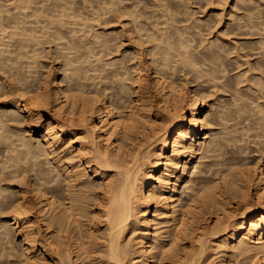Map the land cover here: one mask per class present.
I'll list each match as a JSON object with an SVG mask.
<instances>
[{
    "label": "bare ground",
    "instance_id": "6f19581e",
    "mask_svg": "<svg viewBox=\"0 0 264 264\" xmlns=\"http://www.w3.org/2000/svg\"><path fill=\"white\" fill-rule=\"evenodd\" d=\"M32 1L38 7H32ZM32 1L16 3L18 7L14 5L17 12L25 14L22 19L23 13L18 12L19 22L22 25L27 23L26 26L32 23L31 29L25 25L14 27L18 17H12L17 15L11 16V21L14 20L12 24L5 22L6 25H0H5V29L0 27V57L3 54L13 55L3 61L2 56L0 60L10 63H0V97H4V101H0V146L5 147L0 149L4 155L0 154L4 157L3 160L0 158V182L10 181L6 188L1 183L5 189L0 187V204L6 207L5 210L0 207V214L6 212L0 221V240L7 238L11 244V239H15V245L18 244L16 249L10 244V247H5L10 263L213 264L210 260L216 257L220 264H233L231 258L234 257L236 264H264L263 157L257 158L259 162H243L241 165L238 159L240 169L234 168L238 162L233 169L228 168L231 164L223 160L228 146H238L239 150L235 151L239 154L249 151L238 145L244 135H250L247 134L249 131H253V139H257L256 144L261 146L257 147L259 150H255L256 153H260L261 149L264 151V20L260 21L258 17L261 0L258 5L255 1L252 4L253 9L254 5L259 7L255 9L259 10L257 14L254 10L253 14L250 13L252 7L249 3L250 9L241 8L249 12L243 13L245 22L242 24L237 22L238 17L233 16L236 20L233 23L237 22L235 26L238 24L235 36L247 35L244 36L247 39L259 37L253 45L250 40H254L250 38L242 43L234 40L236 44L240 43L239 47L244 52L250 50H247L250 45L254 46L251 53L243 54H247L246 58L259 56L256 61L253 60L254 63L246 58L241 63L239 60L243 61V55L240 57L241 53H238L237 57L235 54L236 58L240 57L238 61L236 59L237 69L244 64L249 65L246 71L235 73V76L227 75L225 61L224 65L221 63L225 57L222 55V58L221 54L229 55L231 50L220 53L225 47L221 49L220 45L215 48V43L221 44L220 37L233 33L222 30L220 34L224 35L221 36L216 32L215 38L219 41L213 42L214 38H210L212 42L209 39L206 49L203 45L199 46L204 41L208 42L206 35L199 31L201 25L198 28L193 26L196 32L201 33L203 39L199 38L202 41L199 45L195 43L197 38L194 37L200 33H190V36L187 30L188 35L192 40L196 39L194 44L198 45L197 48L203 47L207 51L200 55L186 34L185 30L190 26L180 29V23L175 22L180 19V0H177L178 13L173 11L176 0L170 3L172 8L169 3L170 6L164 8L167 0H159L160 4L163 1L164 8L160 22L156 21L159 16L155 12L163 8L156 0L155 6L159 4L156 9L160 10L154 11L158 16L155 22H152L153 16L151 21L147 17L150 11L145 15L144 10L149 4L144 5L142 0L144 4L141 1L140 4L146 7L140 5L139 8L133 5L138 3H131L129 6L139 9L132 6L128 10L125 5L126 12L124 7L119 6L121 0L119 5L111 0L113 3H109H112L109 10L108 2L107 6L104 0L100 4L105 5L106 10L100 9L104 6L99 3L100 8L93 6L97 10L90 11L89 15L92 17V13L97 12L95 19L108 17L112 7L117 14L115 9L118 6V11L123 10L118 16L131 18L129 23H132L133 29L130 33H134L137 39L131 35L129 39L138 41V48L141 44L150 47L146 45L149 49H146L145 55L141 54L146 59L140 56L143 47L132 48L129 60L141 58L133 65L123 64L125 54L122 62L119 57L118 60L115 57L109 60L107 56L110 57L116 47L120 49L122 42L120 45L117 43L119 47L116 46L113 41L111 43L114 32L107 31L105 26V30H100L90 25L100 19L89 16L94 19L90 23V19L86 18L88 16L80 13L81 7H78L79 11L74 4V11L77 9L80 16L77 17L76 11H73L76 16H72V12L67 11L72 9V6L67 8L70 0ZM82 1L85 2H79L85 6ZM240 1L246 4V0ZM71 2L74 3V0ZM250 2L253 3L252 0ZM211 3L219 5L216 15L233 12L234 6H238H232L230 0ZM83 6L86 10L87 7ZM26 9L32 11L28 10L29 13ZM172 12H176L178 18ZM261 16L264 17V13ZM72 17H77L78 23L84 20L90 24L84 22L82 27L80 23V29ZM107 21L102 20L103 23ZM172 22L178 25H173V28L176 25L175 29L170 26L173 30L168 28ZM8 25L14 28L9 30ZM67 25L74 31V38L69 40L65 39L67 31L63 32L68 29ZM153 25L156 31L161 28L160 34L153 33L155 30L150 27ZM163 26L165 28L162 29ZM243 29L247 32H241ZM81 31L82 34L78 35ZM13 39L15 47L10 46L14 49L9 51L7 48ZM52 43L56 45V51H53L57 54L56 58L62 59V62L56 65V70L49 65V69L45 68L47 71L42 74L39 71L43 66L40 69V64H36L37 56H33L34 59L31 57L33 65H30L31 62L28 65L30 56H25L27 52L24 51L33 44L29 49L31 53L41 52L40 45L44 47ZM95 48L99 51L96 49L98 52H95ZM237 48L238 45L233 48L236 53ZM43 49L45 53H50V48ZM119 49L115 50L116 53ZM194 49L201 58L195 55ZM40 52L36 54L40 56ZM94 52L97 53L94 56L101 54L100 57L95 59ZM90 53L93 54L90 56ZM88 55L94 58L92 62L95 65L92 62L86 65L91 59ZM25 57L27 65L22 63ZM96 60L100 65H96ZM179 72H182L179 79L182 84L177 80ZM188 84L192 86L188 87ZM202 84L210 86L211 90L220 89L219 93H227L229 99L225 98L217 106L218 98L210 99L213 90L212 94L210 89L206 91L209 99L198 90ZM240 85L246 89H239ZM11 126L18 132H12ZM256 144L253 145L258 146ZM205 159L208 162L204 164ZM202 164L205 166L201 169ZM207 173L213 176H209L212 180L206 179ZM195 175L197 177L193 178ZM199 178H203L202 182L193 186ZM185 192L190 199L184 201L182 195ZM2 250L0 258L5 252Z\"/></svg>",
    "mask_w": 264,
    "mask_h": 264
},
{
    "label": "rangeland",
    "instance_id": "374dc122",
    "mask_svg": "<svg viewBox=\"0 0 264 264\" xmlns=\"http://www.w3.org/2000/svg\"><path fill=\"white\" fill-rule=\"evenodd\" d=\"M21 1H22V0H21ZM21 1H20V0H0V7L2 8L1 5H3V7H5V8H4L5 10H4L3 8H2V9L0 8V10H2V11H4V12H5L6 10H7V11H8V10L10 11V12L8 11V12H6V13H3V12L1 11V14H2V15H1L0 17L3 18V19H2V22H1V18H0V25H2V24H5V25H6L5 22H7V23H9V24H12L14 20L11 21V19H12V18H13V19H16V17H18V15H17L18 12H21V13H19V14H22V13H23L22 11H18V12H17V7H18L19 5H18V4L16 5V3H19V2H21ZM24 1H25V0H24ZM24 1H23V2H24ZM30 1H32V0H30ZM35 1H37V0H35ZM38 1H39V0H38ZM50 1L52 2V0H49V2H50ZM53 1H55V0H53ZM68 1H69V0H68ZM68 1H67V2H68ZM79 1H81V0H74V3H72L71 0H70V3H69V2H68L69 4L67 3V4H68L67 8L72 6V9H73V10H72L71 8H68V10H67V9H66V10H67L68 12L70 11V14H71V12H72V14H71L72 16H76V14H77V17H78L79 13H77V12L80 11L78 7H81V8H80V9H81L80 13H85V15L88 16V17H86V18H88V20H89L90 17H91V15H89V14H91L90 11H91V12H95V11H96L98 8H100L101 6H104V8L102 7V8H100V9H102V10H106L107 7L105 8V5H107V4L109 5V7H108L107 10H109L110 6H111L112 3H113V1H111V0H109V1L104 0L105 5H103V4L101 5L100 2L102 1V3H103V0H85V2L82 1V2L85 3V4H84L85 6H83V5H82L83 3L81 4ZM115 1H116V2H115ZM118 1H119V0H114L115 5H116V4L119 5V4H118ZM131 1H133V2H131ZM134 1H135V2H134ZM140 1H141V0H130V1H129V0H127V1L121 0V1H119V2H121L122 4L119 5V6H120V8L124 7L123 10L126 9V6H128L129 8L127 7V9L129 10L130 7H132L133 5H137L139 8H141V6H144V5H148V4H149V5L147 6V8L144 10V11L146 12L145 15L147 14V12L150 11V12H149L150 14H149V13L147 14V15H148L147 17L149 18V20L151 19V16H153L154 19L152 18V22H155V20H156V19L158 18V16H159V20L157 19L156 21H157V22H158V21L160 22V21H162V19H163V16H162L161 14L163 13L164 8H168L167 6H170V5L172 4V3H171L172 0H171V1L167 0V2L164 3V6H166V7L163 8V5H162V4H163V1H162V3L160 4L159 0H156V1L159 2L160 7L163 8V9L160 10V9H156V8H158L159 4H157V7H156V6H155V3H157V2L154 3V0H153V1L150 0V2H149V0H142V1L145 2V4H144V3L141 1V3H143L144 5H141V4H140ZM164 1H165V0H164ZM178 1H179V0H178ZM178 1H177V0H176V2L173 1V2H175V3H173V5H174V4H175V5H174V6L171 5L170 7L172 8V6H173V9H174L173 11H176L177 13H178V11H179L178 9L180 8V11H179V14H178L180 19H176V21H175V22H177V23H178V22L180 23V24H179V28L181 29L183 26H186V27H187V26H190V28L187 27L188 29L185 28V29H186V30H185V31H186V34L188 35V32L190 31V32H189V35H190V33L195 34V32H196V29H194L193 26H195V27L198 28V27H200V25H201V27L199 28V31H200V32L202 31L203 36H204V34L206 35L205 37L208 39V42H205V41H204V42H205V43L203 42L204 44L202 43L201 45H199V42L202 41L203 37L200 36V35H201L200 32H196V35H197L198 33H200V34H199L198 37H197V36L194 37V38H197V42H195V43L198 44L199 46H202V45H203V46L205 47V44L208 45V44L210 43V41H211L210 38H212V39L214 38V39H213V42H216V40L219 41V39H220L219 42H221V44H219V43H215V44H216V45H215V48H217V46H220V45H221V46H220L221 49H222V47H223V48L225 47L224 49L221 50L220 53H222L223 50H225L226 52H227V51H230V50H231V51H234L232 54H231V51L229 52L231 55H230V54L228 55V53H225V54L222 53V54H221V56H222V55H225V57L222 56V58H223V57H224V58L221 59V60H222L221 63H223V60L225 61V66H226V68H227V73L229 72L227 75L232 76V75H234L235 73H236L235 75H237V73L240 74V72H242L243 70L246 71L245 68H246V67H249V65L247 66V65L244 64V65H242L243 68H242V66H241V67H239V69H237L238 62H236V59H237V61H238V60L240 59V57H242L241 55H243V54L246 53V52H248L247 54H249V52L251 53L250 50H252L251 48L254 47V46H252V45L258 40L259 37L256 36V37H254V39H253V36H252V37H248V39H247V37L244 38V36H247V35H243V36H239V37H238V36H235V34H237V32H238V31H237V26H238V24H237V26H235V25H236V23H237L238 21H239L241 24H242V22H245V21H244V18H242V17H243V16L245 17V15H243V13H244V14L246 13V12H244V10H247V7H248V9H250V8L252 7V9L249 10L250 13H252V14L254 13V11H255V14H257L256 12L259 11L258 9H259V7H260L261 10H262V11H261V10H260V11H261V13H262V15H263V13H264V12H263V11H264V10H263V9H264V8H263V7H264V0H261V1H260L261 3L259 2V0H257V1H256V0H252L253 3L250 2L251 0L248 1V2H247V0H246V1H245L246 4L244 3V1H242V2H241V1L238 2L239 0H230L231 5H232V4H233V5L236 4V5L239 6V10H238V6H234L235 9H233V12H229V11H227L228 13H227V12H223L222 14H220L221 17H222V19H221V17H219V16H220L219 14L216 15V12L219 10V9H218V8H219V5H217L218 3H217V4H215V3H214V4L211 3L212 1L215 2V0H184V1H183V0H180V1H181V2H179L180 4L178 3ZM234 1H237L238 3H237V2L235 3ZM254 1L256 2V5H258V4L260 3V4H259V7H258V6L255 7V5H254V8H255V9L258 7L257 10L253 9L252 4H255ZM23 2H21V3H23ZM46 2H48V0H46ZM75 2H77V4H75ZM86 2H87V3H86ZM107 2H108V3H107ZM110 2H112V3L109 4ZM257 2H258V3H257ZM14 3H15V4H14ZM71 3H72V4H71ZM79 3H80L81 5H80ZM90 3H91V4H90ZM98 3H99L101 6H99ZM106 3H107V4H106ZM131 3H132V4H133V3H138L139 5H138V4H133L132 6H129ZM168 3H169V4L171 3V4L169 5ZM239 3H240V4H239ZM248 3H249V5L251 4V5H250L251 7L248 5ZM35 4H36V3H34V1H32V7H33ZM70 4H71V5H70ZM73 4H74L76 7H75ZM78 4H79V6H77ZM97 4H98V5H97ZM165 4H166V5H165ZM178 4H179V6L181 5L179 8H178ZM14 5L17 6V7L15 6L16 9L14 8ZM20 5H21V4H20ZM30 5H31V3H30ZM69 5H70V6H69ZM86 5H87V6H86ZM90 5H91V6H90ZM108 5H107V6H108ZM113 5H114V4H113ZM115 5H114V6H115ZM122 5H124V6H122ZM125 5H126V6H125ZM140 5H141V6H140ZM161 5H162V6H161ZM233 5H232V6H233ZM247 5H248V6H247ZM35 6L38 7V5H35ZM82 6H83V7H87L89 10H88L87 8H86V10H85V8L83 9ZM88 6H89V7H88ZM93 6L96 7V8H97L98 6H99V7H98L97 9H95V8L93 9ZM119 6H118V7H119ZM240 6H241V7H240ZM242 6H243V7H242ZM245 6H246V8H244ZM73 7L77 8L79 11H77V9H76V10H75L76 12H75V11H74L75 8H73ZM118 7H117V9H115V10H117V12H115V13H117V14H114V10H113L114 7H112L113 9H112V8L110 9V10L112 11V12L110 11L111 14H112V16H110L111 14L108 15V13H107L108 11H107V12H105V13L108 15V17H105V18L102 17V18H104V19L96 18V19H100V20H101V21L99 20V21L102 23V25H103V27H102V25H100L101 28L99 27V24H101V23H99L98 20H97L98 22H97V21H95V22L93 21V20L95 19L94 16H96V13H97V12H96L95 14L92 13V15H94V16H92L91 18H94V19H93V20L90 19V23H91V21H93L94 23L92 22V23L90 24L89 22H86V21H84V20L82 21V23L86 22V23H88V24H90V25H93L94 27L96 26L97 28L95 27V29H98V28H99L100 30H101V29H102V30H105V29H106L107 31H112V32H114V33L111 32V33H112L111 35H112V37H113V40H111V43H112V41H113V43H114V44L116 43L115 45L118 46L117 43H119V45H120V42H122V43H121V46H122V47L120 46V49L118 48V49L120 50L119 53H116V51H117L118 49H117V47L114 45V46L116 47L117 50L114 48L116 51L113 50V52L115 51V53L113 54V52H112L111 55H110V57H109V56H107V57L109 58V60H110V59H111V60H112V59L114 60L115 58H116V60H118V57H119V60L121 61V60H122L121 58H123V55L125 54V55H124V58H123V64H126V65H133V62H134V64H135V62H137V61H141V60H139V59H141V58H140L141 54L145 55L146 53L144 54V52L146 51V49H149L150 47H149L148 44H146V45H147L149 48H147L146 45H144V44H143V46H142V44L140 43V44H141V45H140V48H138V47H139V46H138V43H139V42H138V41H135V40H134V41L131 40L132 38L137 39L136 36L133 35L134 33H132V34L130 33V32H131L130 29H131V30L133 29V28H132V27H133L132 23H129V22H130L129 20H130L131 18L129 17V20H128L127 15H125L126 17H125L124 15H123L124 17H123V16H122V17H121V16H118L119 13H121V15H122V13H123V10H122V9H120V10H122L121 12H120V10L118 11ZM133 7L135 8V6H133ZM144 7H146V6H144ZM144 7H143V8H144ZM148 7H149V8H148ZM150 7H151V8H150ZM153 7H154V8H153ZM170 7H169V10H168V11H170ZM216 7H218V8H216ZM234 7H233V8H234ZM19 8L21 9V7H19ZM34 8H35V7H34ZM90 8H91V10H90ZM115 8H116V6H115ZM134 8H132V9H134ZM139 8H135V9L138 10ZM143 8H142V9H143ZM241 8L244 9V10H242ZM69 9H70V10H69ZM92 9H93L94 11H93ZM132 9H131V10H132ZM147 9H148V10H147ZM18 10H19V9H18ZM21 10H22V9H21ZM28 10H29V9H26V12L32 11V10H29V11H28ZM102 10H99V11H102ZM156 10H160V12H157ZM165 10H166V9H165ZM253 10H254V11H253ZM73 11H74L76 14H75ZM99 11H98V12H99ZM124 11L126 12L127 10H124ZM154 11H156L155 13H156L158 16L155 15ZM171 11H172V9H171ZM236 11H237V12H236ZM240 11H241V12H240ZM260 11H259V12H260ZM15 12H17V13H15ZM110 12H109V13H110ZM128 12H129V11H128ZM151 12H152V13H151ZM176 12H174V13L172 12L173 15L176 14ZM234 12H235L236 14H234ZM238 12H239V13H238ZM259 12H258V17L260 18V21H261V20H264V19H263L264 17L261 16V13H259ZM29 13H30V12H29ZM99 13H100V12H99ZM232 13H233V14H232ZM247 13H249V12H247ZM247 13H246V14H247ZM73 14H74V15H73ZM113 14H114V15H113ZM159 14H160V15H159ZM225 14H227V15H225ZM12 15H17V16H13V17L11 18ZM24 15H25V14L23 13V16H22V17H21V15H19V16H20L22 19H24V18H23V17H25ZM81 15H82V14H81ZM145 15H144V16H145ZM223 15H224V16H223ZM240 15H241V16H240ZM2 16H3V17H2ZM79 16H80V15H79ZM89 16H90V17H89ZM102 16H105V15H102ZM149 16H150V17H149ZM161 16H162V19H161ZM229 16H230V17H229ZM233 16L238 17V18H236V20L238 19L236 23H233V22L236 21V20H235V17H233ZM239 16H240L241 18H240ZM256 16H257V15H256ZM77 17H76V18H77ZM82 17H85V16L82 15ZM82 17H79V19H80V18L82 19ZM96 17H97V16H96ZM120 17H121V18H120ZM155 17H156V19H155ZM173 17H174V16H173ZM176 17L178 18L177 14L175 15V18H176ZM74 18H75V17H74ZM74 18L72 17V19L74 20V22H77V23H78V19L75 18V19H76V20H75ZM106 18H107V19H106ZM108 18H110V19H108ZM126 18H127V19H126ZM239 18H240V20H239ZM261 18H262V19H261ZM9 19H10V20H9ZM22 19H21V20H22ZM72 19H71V20H72ZM81 19H80V20H81ZM84 19H85V18H84ZM96 19H95V20H96ZM105 19L108 20V21L105 22V23H103L102 20H103V21H106ZM160 19H161V20H160ZM199 19H201L202 21H201V20L198 21ZM242 19H243V21H242ZM5 20H6V21H5ZM17 20H18L17 22H19V20H20L19 17H18ZM28 20H29V18H28ZM69 20H70V19H69ZM73 20H72V21H73ZM80 20H79V21H80ZM153 20H154V21H153ZM179 20H180V21H179ZM8 21H10V22H8ZM127 21H128V22H127ZM150 21H151V20H150ZM163 21H164V20H163ZM197 21H198V22H197ZM203 21L206 22V23H204ZM11 22H12V23H11ZM17 22L15 23V21H14V24L17 25V24H18ZM182 22H183V23H182ZM199 22H200V23H199ZM202 22H203V23H202ZM19 23H20L19 25H17V26L15 25L14 27H18V26H19V27H20V26L23 27L25 24H27V23H24V25H22L23 23H22L21 21H20ZM21 23H22V24H21ZM80 23H81V21L78 23V25H76L78 28H80V27H79ZM82 23H81V25H82ZM95 23H96V24L99 23V24H97L98 26H97V25H94ZM172 23H173V24H172ZM172 23H170V25L168 26V28H169L170 26L173 28V25H174V24L177 25V23H174V22H172ZM232 23H233V24H232ZM240 23H239V25H240ZM205 24H206V25H209L210 27H209V26H208L209 28L206 27ZM243 24L245 25V23H243ZM5 25L2 26V27H4V29H5ZM28 25H29V26H28ZM28 25H27V26L25 25V27L30 28V29L33 27V24H32V23H31L32 26L30 25V23H29ZM34 25H35V24H34ZM81 25H80V26H81ZM158 25L161 27V25H164V24H158ZM176 25H175V26H176ZM197 25H198V26H197ZM211 25H212L213 27H212ZM214 25H216V26H214ZM35 26H36V25H35ZM68 26H69V25L66 26V28H68V29H64V30H63V32H66V31H67L66 33H64L65 36H66V38H65L66 40H69V38H70V39H71V38H74V37H73L74 31L72 32V29H73V28L71 29V28H70L71 26H69V27H68ZM104 26L106 27L105 29H104ZM131 26H132V27H131ZM155 26H156V25H155ZM164 26H165V25H164ZM164 26L162 27V29L165 28V27H167V26H165V27H164ZM175 26H174L173 29L176 28ZM180 26H181V27H180ZM242 26H243V25H242ZM0 27H1V26H0ZM2 27H1V30L3 29ZM6 27H9V28H7V29H9V30L11 29V27L14 28L12 25H11V26L8 25V26H6ZM82 27H84V25H82ZM82 27H81L80 29H82ZM94 27H93V28H94ZM150 27H153V28H154V25H153V26H150ZM157 27H158V26H157ZM171 27H170V29H172ZM177 27H178V25H177ZM69 28H70V30H69ZM153 28H149V29H151V30L153 31ZM210 28H211V29H210ZM225 28H226L227 30H226ZM36 29L39 30V28H36ZM159 29H161V28H159ZM159 29H158V31H156L157 28H156V30H155V28H154L155 31H153V33H154V32H155V33L159 32V34H160L161 31H159ZM170 29H169V30H170ZM173 29H172V30H173ZM191 29H192V30H191ZM200 29H201V30H200ZM202 29H203V30H202ZM205 29H206V30H205ZM207 29H209V30H211V31H209V30H207ZM233 29L236 31V33H235V31H234ZM1 30H0V31H1ZM183 30H184V29H182L181 31H183ZM187 30H188V32H187ZM194 30H195V31H194ZM197 30H198V29H197ZM217 30H218V31H217ZM222 30H223L224 32L227 31L226 33H228V34L233 33L234 35L231 34V35H227V37H225L226 35L223 34V35H224V36H223V35L220 34V33H223ZM29 31H30V30H28L27 32H29ZM69 31H70V32H69ZM185 31H184V32H185ZM219 31H220V32H219ZM221 31H222V32H221ZM231 31H232V32H231ZM71 32H72V34H71ZM132 32H133V31H132ZM203 32H204V33H203ZM216 32H218L217 34H220V35L223 36V37H220L219 39H216V38H215V36L217 35ZM241 32L245 33V32H247V31H246V29H245V30L243 29V31H241ZM208 33L211 34V35H209ZM212 33H213V35H212ZM39 34H40V32H39ZM69 34H70L71 37L69 36ZM80 34H82V31H81L80 33H78V35H80ZM117 34H118V35H117ZM193 34H192V35H193ZM40 35H41V34H40ZM40 35H39V36H40ZM90 35H91V34H90ZM113 35H115V36H113ZM130 35H131V37H132L131 39H129ZM132 35H133V36H132ZM189 35H188V36H189ZM238 35H240V34H238ZM0 36H1V35H0ZM190 36H191V35H190ZM190 36H189V37H190ZM193 36H195V35H193ZM234 36H235V37H234ZM248 36H250V35H248ZM112 37H111V39H112ZM114 37H115V38H114ZM199 37L202 38V39H200ZM240 37H242V39H240V40L237 39V38H240ZM127 38H128V39H127ZM221 38H222L223 40H221ZM243 38H244V39H243ZM249 38L252 39V40H254V41H251V40H250V42L252 43V45H250L251 43L249 44V45L251 46V48H250V47L247 48V50H249V49H250V50L244 52V50H243L241 47H239V45H240V43H242L243 41H244V42L249 41ZM255 38H256V40H255ZM65 39H64V40H65ZM89 39H90V38H89ZM190 39H191V37H190ZM192 39H193V38H192ZM192 39H191V40H192ZM209 39H210V41H209ZM245 39H246L247 41H246ZM130 40H131V41H130ZM199 40H200V41H199ZM234 40H235L236 42H239V41H240V43L236 44ZM12 41H13V42H12ZM12 41H11V42H12V43H11V42H9V40H8V42H9L10 44H9V47H8L7 49H8L9 51H10L11 49H14V47H15V46L13 45V43L15 42V40L13 39ZM132 41L135 42V43H137V45H134L135 43H133ZM194 41H196V39L192 40L193 46H194V48H196V50H197V49L199 50L200 55H202V53L205 54V52L207 53V51H205V48H206V47H209V46H206L205 48H203V47H201V48H200V47L197 48L198 45L194 44ZM223 41H224V42H223ZM233 41H234V42H233ZM241 41H242V42H241ZM61 42H62V41H61ZM131 42H132V43H131ZM211 42H212V41H211ZM222 43H223V45H222ZM224 43H225V44H224ZM11 44H12V45H11ZM14 44H15V43H14ZM61 44H64V41H63ZM235 44H236V45H235ZM112 45H113V44H112ZM195 45H196V46H195ZM224 45H225V46H224ZM237 45H238V48H237V50H236V51H237V53H236L235 50H234L233 48H234V46H237ZM10 46H14V47L12 48V47H10ZM46 46H47V47H46ZM48 46H50V47H48ZM95 46H96V45H95ZM114 46H113V47H114ZM137 46H138V47H137ZM241 46H242V45H241ZM32 47H33V44H31V46H30L29 48H26V49H28V50L24 51L25 53L27 52V54H25V56H26V55H27V56H28V55L30 56V58H29V62H28L27 57H25V59L23 58L24 60H22V63L25 62V60L27 59L28 65H29L30 62H31L30 65H31V64L33 65V61H30V60H32L31 57H33V56L36 57V56H37L38 62H37L36 64H37V65L40 64V66H39L40 69H41V66H43L42 69H41L40 71L38 70L39 72L42 71V72H41L42 74L44 73L43 71H45V72L47 71V69H45V68L48 67V69H49V65H50L51 67L53 66L52 68H53L54 70H56V69H57V68H56V67H57L56 65H60V64H61L62 59H60V58H56V57H57V56H56L57 54H56L55 52H53V51H56V50H55L56 45H55L54 43L49 44V45H48V44H47V45L45 44V46H44V47H45V50H47V48H50V49H48L50 53H48V51H47L48 55H47V53H45V51H44V49H43V48H44L43 45H42V46H41V45L39 46V47H40L39 49L41 50V52H42V51L44 52V53L42 54V53L38 50V51L40 52V56H38V55H39V52H36V51H35L36 53H38V55H37L35 52H34V53H31V50H29V49H31ZM42 47H43V48H42ZM51 47H52V48H51ZM118 47H119V46H118ZM133 47H136V48H138V49H141V47H143V48L141 49L142 51L137 49L139 52L141 51V52H143V53H140L139 59H137V60H135V61H134V60H132V61L129 60V59H130L129 55H130V53L132 52V48H133ZM145 47H146V48H145ZM242 47H243V46H242ZM35 48H36V47H35ZM213 48H214V47H213ZM231 48H232V49H231ZM240 48H241V49H240ZM33 49H34V48H33ZM33 49H32V52L34 51ZM37 49H38V47H37ZM42 49H43V50H42ZM53 49H54V50H53ZM96 49L99 51V48H95V52H98ZM143 49H144V51H143ZM200 49H201V50L203 49V50L201 51ZM206 49H207V48H206ZM235 49H236V48H235ZM238 49H239V52H238ZM83 50H84V49H83ZM121 50H122L123 52H125V53L121 54V52H122ZM198 50H197V51H198ZM240 50H241L242 52H241ZM28 51H29V52H28ZM93 51H94V50H93ZM93 51H92V52H93ZM126 51H127V53H126ZM219 51H220V50H219ZM225 51H223V52H225ZM253 51L255 52L256 50H253ZM95 52H94V54H93V53H92V54H93V57H95V59H96V57H97V58H98V56L100 57L101 54L98 53V54H100V55H98V56H94V55L97 54V53H95ZM128 52H129V53H128ZM194 52H196L195 49H194ZM256 52H258V51H256ZM8 53L10 54V52H8ZM30 53L33 54V55L31 56ZM238 53H239V54L241 53V54L239 55L240 57H239V58H236V56L238 57ZM5 54H6V53H5ZM45 54L47 55V57H45ZM55 54H56V55H55ZM92 54L90 53V56H91ZM112 54H113V55H112ZM128 54H129V55H128ZM235 54H237V55L235 56ZM247 54L243 55V57H244V58H243V61L240 59L239 62H240V61H241V63L244 62V59L247 57V56H246ZM7 55H8V54H7ZM7 55H4V54L2 55V56H3L2 61L5 60L6 57H7V58H8V57L10 58L11 55H9V56H7ZM54 55H55V57H54ZM127 55H128V56H127ZM143 55H142V56H143ZM195 55L199 56L198 52H196ZM2 56H1V57H2ZM12 56H13V55H12ZM12 56H11V57H12ZM29 56H28V57H29ZM43 56H44V57H43ZM88 56H89V55H88ZM90 56H89V57H90ZM121 56H122V57H121ZM142 56H141V57H142ZM226 56H227V58H226ZM245 56H246V57H245ZM1 57H0V60H1ZM34 57H33V59H34ZM48 57H49V58H48ZM89 57L87 58L88 60H89L90 58L93 59V60L90 59V62L87 60L88 62H86V65H91V64H87V63H91L92 61H94V58H93V57H90V58H89ZM114 57H115V58H114ZM127 57H128V58H127ZM143 57H145V56H143ZM201 57H202V56H199V58H201ZM251 57H252V56H251ZM251 57H250V58L248 57V58H246V59H250V61H252L253 63L259 58V56H257V55H255L254 57H252L253 59H251ZM255 57H256V58H255ZM257 57H258V58H257ZM108 58H106V60H107ZM225 58H226V59H225ZM37 59H36V61H37ZM52 59H53V60H52ZM104 59H105V58H104ZM144 59H146V57H145ZM144 59H143V60H144ZM124 60H125L126 62H124ZM253 60H255V61H253ZM2 61H0V63H1ZM234 61H235V63H234ZM27 62H25L23 65H27ZM59 62H60V63H59ZM97 62H98V64H97ZM121 62H122V61H121ZM121 62H120V63H121ZM252 62H251V63H252ZM7 63H9V62H7ZM7 63H6V64H7ZM34 63H35V61H34ZM93 63H94V65H95V62H92V65H93ZM253 63H252V64H253ZM2 64L4 65L5 62H2L1 65H2ZM6 64H5V65H6ZM12 64H14V63H12ZM102 64H103V63L101 62V65H102ZM219 64H220V63H219ZM7 65H10V63L7 64ZM14 65H18V64H14ZM19 65H21V64H19ZM45 65H48V66L45 67ZM96 65H100L98 60H96ZM220 65H222V64H220ZM223 65H224V63H223ZM227 65H229V66H227ZM234 65H235V66L237 65V66L234 67ZM39 68H38V69H39ZM55 68H56V69H55ZM235 68H236L237 70H235ZM43 69H44V70H43ZM150 69H151V68H150ZM229 69H230V70H229ZM240 69H241V70H240ZM233 70H234V71H233ZM253 72H254V71H253ZM41 73H39V74L41 75ZM132 73H133V72H132ZM149 73H153V70H151V72H150V70H149ZM181 73H182V72H179V73L177 74V80L181 79V77H180V76L182 75ZM249 73H250V72H249ZM249 73H248V74H249ZM255 73H256V71H255ZM143 74H144V72H143ZM180 74H181V75H180ZM250 74H251V73H250ZM132 75H133V74H132ZM132 75H131V76H132ZM235 75H234V76H235ZM133 76H134V75H133ZM133 76H132V77H133ZM178 76H179L180 78H179ZM230 76H229V77H230ZM131 81H132V80H131ZM180 82H181V81L179 80L178 83H179V84H182V82H181V83H180ZM128 83H130V81H128ZM132 83H133V82H132ZM205 85H206V84H205ZM244 85H245V84H244ZM187 86L189 87V86H192V85L188 84ZM203 86H204V84H202L201 86L198 87V90L201 91V93L204 92V93L206 94V96H207L208 93H206V91L209 92L208 90L210 89V93L212 92L213 89L211 90V87H210V86H204V87H203ZM200 87H201V88H200ZM244 87H245V86H243V85L241 86V85H240V88H239V87H238V88H239V89H242V88H243V89L245 90L246 87H245V88H244ZM203 88H204V90H203ZM207 89H208V90H207ZM243 89H242V90H243ZM0 90H1V87H0ZM202 90H203V91H202ZM214 90H215L216 92H215ZM214 90H213V92L216 93V95L213 96L214 93L212 92L213 94L211 93V94H212V95L210 96L211 98L208 97V96H207V97H208V99H209V98H210V99L218 98V99H216V100H218V101H217V103H218L217 106H218V105L220 106V104H222V102L225 100V98L227 99L229 96H227L228 94L226 93V94H227V95H226L223 91H222V93H221V91H220V93H219V90H220V89H214ZM0 92H1V91H0ZM0 94H1V93H0ZM205 94H204V95H205ZM209 95H210V94H209ZM0 96H2V95H0ZM127 96H128V95H127ZM220 98H221V99H220ZM0 99H2V100H0L1 102L4 101V97H0ZM228 99H229V98H228ZM219 100H220V101H219ZM217 106H216V107H217ZM230 124H231V123H230ZM232 124H233V122H232ZM10 128H11V129H10ZM10 128H9V129L12 130V132H14V131H15V132H18V130H16V128H14V126H11ZM0 131H1V130H0ZM12 132H10V133H12ZM10 133H7V135H8V134L10 135ZM252 133H253V131H251V132H250V131L247 132V134H250L251 136H250V135H249V136L244 135V138H246V139H244L243 137H242V138H243V140H245V141L242 140L243 142L241 141L240 143H238V145L240 144L239 146L242 145L241 147L243 148V150H244V149H245L246 151L249 150V151H247L246 154H245V152H244L243 154L240 153V154H241V155H240L239 152H236V151L239 150V149H237L238 146H235L236 148L233 147V146H228V147L225 149V155H224L225 159H224V157H223V160H226V161H227V164H231V165H229L228 168H233V166L238 162V163L234 166V168L237 167V168L240 169V167H239V165H238V164H239V161H240V165H241L243 162H244L243 164H245V162H246V163H247V162H248V163H256L257 161L259 162V159L257 160V158H259L260 156L263 157L262 160H261V163H263V165H264V154H263L264 151L261 149V152H263V153H261V152L259 153L258 151H257V153H256L255 150H259V148L257 149V147H261V146H259V144H256L257 139H253V137H252L253 134H252ZM9 135H8V136H9ZM245 136H246V137H245ZM249 137H250V138H249ZM247 138H248V139H247ZM251 138H252V139H251ZM12 139H14V137H13ZM248 141H249V144H248V143L245 144V142H248ZM252 141H253L254 143H253ZM244 144H245V145H244ZM253 144H256V145H258V146H255V145H253ZM246 145H247V146H246ZM1 146H2V145H1ZM1 146H0V149L2 148ZM252 148H253V149H252ZM2 149L4 150L5 147L3 146ZM231 149H232L233 151L236 150L235 153H234ZM251 150H253V151H251ZM0 151H1V150H0ZM1 152H3V151H1ZM1 152H0V154L3 155V153H1ZM250 152H251V153H250ZM254 152H255V153H254ZM233 153H234V154H233ZM252 153H253V154H252ZM4 154H5V153H4ZM237 154H238V155H237ZM1 155H0V156H1ZM256 155H257V156H256ZM3 156H4V155H3ZM232 156L235 157L236 159H234ZM239 157H240V158H239ZM241 157H242V158H241ZM0 158H1V160L4 159V157H0ZM227 158H228V159H227ZM260 158H261V157H260ZM238 159H240V160L238 161ZM241 159H242L243 161H242ZM246 159H247V160H246ZM229 160H230V162H229ZM244 160H246V161H244ZM226 161H225V162H226ZM255 161H256V162H255ZM207 162H208V160L205 159V160H204V164L207 163ZM204 164H202V165L200 166L201 169L205 166ZM0 165H1V163H0ZM0 167H1V166H0ZM234 168H233V169H234ZM237 168H236V169H237ZM207 174H208V173H207ZM204 176H205V178L207 177L206 174H205ZM204 176H203V177H204ZM209 176H210V175L208 174V177H207L206 179H211V178H213L212 175L210 176L211 178H210ZM196 177H197V176L195 175V177H193V178H196ZM3 178H4V176H3ZM216 178H217V176L214 177V179H216ZM0 179H1V178H0ZM201 179L203 180V178H199V179H198L199 181L196 179L195 182L193 183V186H195V185L199 184L200 182H202ZM3 180H4V179H3ZM3 180H2V181H3ZM200 180H201V181H200ZM211 180H212V179H211ZM7 181H8V180H7ZM7 181H6V182L4 181V183H3V182H0V187H1V189H5V188H6L5 185H8V183L10 182V181H8V182H7ZM198 182H199V183H198ZM1 183H3V187H5V188L2 187V184H1ZM5 183H6V184H5ZM194 184H195V185H194ZM190 185H191V184H190ZM194 188L196 189V187H194ZM1 189H0V192H1ZM197 189H198V187H197ZM197 189H196V190H197ZM251 189H252V192L254 193V192H255V187H254L253 185L251 186ZM186 191H188V190H186ZM187 194H188V192H185V194L182 195V197L184 198V201L187 200V199H188V200L190 199V197L187 196ZM194 194H195V193H194ZM2 205H3V203L0 204V207L4 209L5 206H4V205L2 206ZM5 208H6V207H5ZM4 210H5V209H4ZM4 210H3V211H4ZM8 210H10V209H8ZM0 211H1V210H0ZM6 211H7V210H6ZM33 211H34V214H36V215L38 216V212L36 211L35 208H33ZM1 212H2V211H1ZM7 213H8V212H7ZM3 214H6V212H4ZM3 214H2V213L0 214V221H1L2 217L4 216ZM38 218H39V217H38ZM42 230H45V228H43ZM43 232H44V231H43ZM1 238H3V237L1 236ZM3 239H4V238H3ZM3 239L0 240V249L2 250V248L4 247V249H3L2 251L5 250V252H4V254L2 253L3 255H2V258H0V259H1L0 262L3 263V264H9V263H10V260H9V257H8V256H7V258H6L7 253H6V249H5V247H6V246H9V247H10V245H13V246H14V245L16 244V241H15V239H13V240L11 239V242H12V243L10 244V243L8 242L9 239H7V238L4 239V240H3ZM9 244H10V245H9ZM17 245H18V244H17ZM17 245L14 246L15 249L17 248V247H16ZM9 247H8V248H9ZM0 253H1V251H0ZM4 255H5V257H4ZM0 257H1V256H0ZM235 259H236V258H234V257L231 258V261L233 262V264H236V263H235V262H236ZM1 263H0V264H1ZM210 263H213V264H220V260L218 261V260L216 259V257H215L213 260H210ZM10 264H11V263H10ZM204 264H209V263H204ZM249 264H250V263H249ZM251 264H254V263H251Z\"/></svg>",
    "mask_w": 264,
    "mask_h": 264
}]
</instances>
